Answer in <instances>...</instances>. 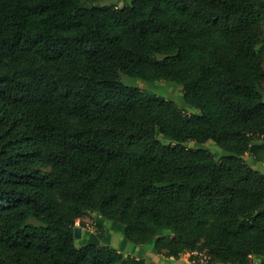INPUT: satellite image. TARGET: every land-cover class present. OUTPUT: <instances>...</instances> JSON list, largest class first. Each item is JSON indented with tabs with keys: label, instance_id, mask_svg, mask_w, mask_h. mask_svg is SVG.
Instances as JSON below:
<instances>
[{
	"label": "trees",
	"instance_id": "1",
	"mask_svg": "<svg viewBox=\"0 0 264 264\" xmlns=\"http://www.w3.org/2000/svg\"><path fill=\"white\" fill-rule=\"evenodd\" d=\"M96 1L0 0V264H149L77 244L86 213L107 241L105 220L165 256L264 261V173L245 158L264 133V0ZM122 73L176 81L184 104Z\"/></svg>",
	"mask_w": 264,
	"mask_h": 264
},
{
	"label": "crops",
	"instance_id": "2",
	"mask_svg": "<svg viewBox=\"0 0 264 264\" xmlns=\"http://www.w3.org/2000/svg\"><path fill=\"white\" fill-rule=\"evenodd\" d=\"M245 158L255 168L264 173V138H257L253 141V148L245 154ZM92 217V214L89 213ZM84 217L76 220V223L81 225ZM94 224V231L89 227L84 228L83 224L81 227V236L84 234L86 239H89L90 234L96 235L101 242H107L112 247L122 250L125 255L134 256L136 258L142 257L149 264H188L186 256L181 254L179 257L165 256L162 253L154 251L150 243L143 244H131V242H124L120 231L111 228V223L108 220L102 222L103 230L109 235V240H105L101 237L100 229H98L95 221L91 218ZM85 224V222H84Z\"/></svg>",
	"mask_w": 264,
	"mask_h": 264
},
{
	"label": "rangeland",
	"instance_id": "3",
	"mask_svg": "<svg viewBox=\"0 0 264 264\" xmlns=\"http://www.w3.org/2000/svg\"><path fill=\"white\" fill-rule=\"evenodd\" d=\"M130 0H97L95 4H117L122 5ZM263 31H264V24H263ZM263 64H264V54H263ZM120 81L125 85L135 86L140 88L141 90L158 95L160 97H164L166 99L173 100L178 106H182L184 103L182 101V89L181 86L173 80H167V79H158L154 81H145L139 77L128 75V74H120ZM187 113L192 111L196 112L197 110L195 108H189L188 110H185ZM189 145H194L193 142H189ZM199 147L208 149L212 154L215 156H219L225 153V151L218 146L214 141L208 140L204 143H197L196 144ZM85 219L82 221L83 227H89L93 231L94 224L91 223L92 217L89 213H86L83 216ZM85 222V224H84ZM77 224V223H76ZM81 224V225H82ZM79 225V224H77ZM79 225V226H81ZM83 237H85L83 235ZM79 238L76 239V243L79 244ZM131 244H134L131 242Z\"/></svg>",
	"mask_w": 264,
	"mask_h": 264
},
{
	"label": "built area",
	"instance_id": "4",
	"mask_svg": "<svg viewBox=\"0 0 264 264\" xmlns=\"http://www.w3.org/2000/svg\"><path fill=\"white\" fill-rule=\"evenodd\" d=\"M259 138H264V133L256 134ZM186 256L188 264H221L211 261L209 254L203 249L187 250L182 253ZM247 264H264V261L251 259Z\"/></svg>",
	"mask_w": 264,
	"mask_h": 264
},
{
	"label": "water",
	"instance_id": "5",
	"mask_svg": "<svg viewBox=\"0 0 264 264\" xmlns=\"http://www.w3.org/2000/svg\"><path fill=\"white\" fill-rule=\"evenodd\" d=\"M73 235L75 238H80L81 237V227L79 225H75L73 228Z\"/></svg>",
	"mask_w": 264,
	"mask_h": 264
},
{
	"label": "bare ground",
	"instance_id": "6",
	"mask_svg": "<svg viewBox=\"0 0 264 264\" xmlns=\"http://www.w3.org/2000/svg\"><path fill=\"white\" fill-rule=\"evenodd\" d=\"M82 224V223H81Z\"/></svg>",
	"mask_w": 264,
	"mask_h": 264
}]
</instances>
